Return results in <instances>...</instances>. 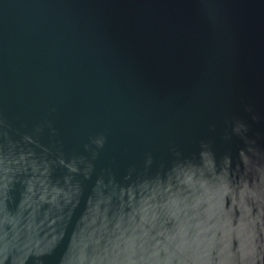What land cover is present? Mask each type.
Returning <instances> with one entry per match:
<instances>
[{
	"label": "water",
	"instance_id": "95a60500",
	"mask_svg": "<svg viewBox=\"0 0 264 264\" xmlns=\"http://www.w3.org/2000/svg\"><path fill=\"white\" fill-rule=\"evenodd\" d=\"M0 264H264V0H0Z\"/></svg>",
	"mask_w": 264,
	"mask_h": 264
}]
</instances>
